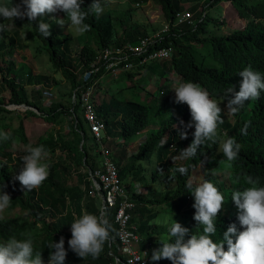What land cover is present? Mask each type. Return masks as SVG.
<instances>
[{
    "label": "trees",
    "instance_id": "16d2710c",
    "mask_svg": "<svg viewBox=\"0 0 264 264\" xmlns=\"http://www.w3.org/2000/svg\"><path fill=\"white\" fill-rule=\"evenodd\" d=\"M152 1L160 6L163 15L171 26L176 22L177 15L183 10L179 0ZM219 1L229 2L239 17L246 22V25L230 34L204 37L203 35L209 31L211 24H216L220 27V17L216 19L206 12L202 15L201 22L195 26L182 25V31L173 30L170 37L165 36L162 40L157 41L155 48L165 46H172L174 48V55L171 60L172 68L166 67L167 62H162L164 68L159 73L163 77H167L172 73L181 82L197 83L208 91L211 98H220L227 103L224 90L234 86L235 90L239 91L242 80V77L239 76L240 71L251 66L253 70L259 71L264 75V0H215V3ZM91 3L92 0H83V9L87 11V7ZM209 5L211 4H207L205 7ZM13 21L20 24L24 23L23 19H14ZM221 21L223 20L221 19ZM25 22L32 29L28 32V36L31 39L36 38L46 45L51 62L63 72L64 77L71 83L72 89L75 91L74 96L77 98L89 86L94 87L98 85L97 81L99 78L105 75H111L102 66L100 71L88 81L85 82L82 79L83 74L86 70L90 69V65L93 64L98 53L109 47L107 38L111 33V27L110 25L99 26L97 23L98 15L90 14L84 21L90 25V30L86 33L95 39L97 48L91 45H85L80 53L73 58L74 60L67 53L68 41L65 40L62 43L59 37L53 32H51L48 38H45L39 34L35 23H29L28 19ZM184 27L188 28L184 31ZM141 35L139 32L134 31L127 39L118 40L117 45H136L140 39L148 37L145 34ZM10 43L11 46L8 54L12 56L15 49V42L12 39ZM132 61L134 64L138 63L136 59ZM75 63L77 64V68L83 70L80 78L71 69L72 66H75ZM159 63L152 62L144 67L135 68L137 72L142 73V68H156ZM6 69V66L0 60V75ZM133 71L126 72L124 75H127L128 79H132L135 76ZM146 72L148 71L146 70ZM14 83V81L9 82L10 89L12 90L10 102L16 105L26 104L33 106L40 113V115H37L34 112H30L34 117L43 119L48 123H54L58 122L63 115L70 113L76 115L72 127V133L75 136L73 140L66 139L60 134H57L58 136L50 134L47 140H41L36 145H45L47 152L53 158V163L49 167L47 179L40 187L30 192L22 189L20 182L15 180V176L19 174V170L23 166L22 160L13 159L12 153L5 151L6 148L11 147L12 142L17 136H20L22 141L26 145H29L28 135L26 134L24 126L20 125L17 130L12 131L9 134L12 139L9 141H0V186H3V190L11 197L12 201L9 210L19 209L20 214H23L22 216L25 215V217L32 219L22 220L17 215H3L4 220L0 221V242L7 240L11 236L23 239L22 233L31 232L34 239V249L41 251L43 262L49 263V252L54 250H50L48 244L55 242L59 236L65 237L66 241L71 238V233H66V230L71 227L73 214L62 215L56 222L49 225L46 223L45 217L50 209H53L56 214L62 211L60 207L63 206L65 208V202L67 200L71 203L77 216L82 213V200L85 192L79 186L69 187L68 179L72 177L71 170L73 166L77 168L79 177L91 178L90 173H94L99 168L101 162V157L98 152L99 145L94 142L97 150L94 149L95 147H91L90 150L86 146L89 130L84 128L85 120L83 116L77 114L78 109L81 111L80 103L72 102L73 106L70 108H66L62 104H52L49 111L44 112L40 105L32 104L26 96L20 94L18 87ZM121 89L123 90L124 88ZM169 98L170 92L167 87H163L162 92L154 97L155 101L161 100V104L156 111L165 113V121L157 132L148 133L147 139L139 146L138 152L128 160L125 166L119 168V170L122 181L129 174L140 179L144 169L141 163L152 160V157L155 155L159 169H163V171L171 174L176 180V192L173 196L161 197L159 199L134 198L136 207L132 211L133 224L135 223V215L140 214L143 217V215L146 216L145 212H147L149 213L148 216H151L150 214L154 209L156 211L158 207L160 210L163 205H166V208L161 211L190 217L194 220V197L185 185L192 178L193 172L201 166L217 171V167L222 164V167H219L221 168V172H217L222 173V177H229L231 179L233 186L231 194L235 190H243L251 186L246 183L248 176H251L254 180L258 179L259 186H264V90L261 91L258 99H250L245 102L240 107V110L234 114L236 117L235 122L232 125L226 126L227 137L234 138L241 145L237 159L228 162L220 150L219 142L206 141L198 149L196 157L187 159L181 165L188 167V175H181L175 170L177 168L176 166L168 167L166 165L167 160H175L180 150L190 145L193 139L192 133L195 130L193 126V128L188 129L187 139L180 138L178 134V129L182 127L180 121H183L185 124L191 121L190 110L187 104H179L178 108H174L172 115L167 113L169 110ZM6 105L7 101L0 99V114L10 112V110L5 108ZM165 108L167 110H160ZM154 111L155 108L148 102H131V106L122 114L121 127L123 142L129 141L145 131L147 132L151 124L156 121L157 116H155ZM98 114L108 125V114L106 112L103 113L102 108ZM162 141L167 142L163 147L161 146ZM57 152L58 155L55 156ZM97 156L100 158V162L96 160L98 158ZM82 169H87L88 171L81 174L79 172ZM159 169L154 172L153 181H156L161 175L162 171ZM207 179L209 181L211 180L210 177ZM89 184L91 186L90 181ZM116 211L117 208L108 207L105 214L112 226V230L110 231V238L104 246V251L95 259L91 256L83 259L78 257L69 248V250H66L67 256L65 264H77L82 261L97 264H113L117 258H121L117 248H110V245L117 239V225L115 223ZM90 213L102 215V211L99 208H90ZM238 214L233 217L219 216L218 214L216 219L217 231L211 237L214 242H221L223 240V234L227 231L229 225L235 224L237 228L240 226L239 220L237 219ZM152 220L153 217H149L144 222L145 227ZM39 224L45 234L42 240L39 239L37 233ZM198 227L200 226L198 225ZM155 229L156 227L148 231L144 239V243L151 244L153 249L161 246L158 242L151 240L155 236ZM138 231H140L139 228ZM199 231L202 232V226L199 228ZM224 248L227 250L226 242ZM153 264H171V261L161 259L154 261Z\"/></svg>",
    "mask_w": 264,
    "mask_h": 264
},
{
    "label": "rangeland",
    "instance_id": "374dc122",
    "mask_svg": "<svg viewBox=\"0 0 264 264\" xmlns=\"http://www.w3.org/2000/svg\"><path fill=\"white\" fill-rule=\"evenodd\" d=\"M8 3L17 4L19 0H7ZM183 10L181 12H190L193 15L194 26L201 22L206 12L210 16L218 19L220 17V27L216 24H211L209 31L203 35L204 37H211L215 35L230 34L235 30L241 29L246 25V22L242 20L236 10L226 1H219L215 3V0H179ZM102 12L98 15L99 26L111 27V33L107 38L109 47H117V41L121 39H127L128 36L134 31L140 34H145L148 37L154 38L157 35L162 37L171 36L173 30L182 31V25L174 23L172 26L163 15L160 6L152 1L145 0H100ZM207 4H211L205 7ZM18 19V18H17ZM44 22L50 24V32L55 33L60 41H68V55L72 60L76 57L85 45H91L97 48L95 39L85 33H79L75 27L70 24L65 14L61 11L55 13L46 14L42 17ZM64 19V25L61 26L57 23V20ZM221 19L223 21H221ZM22 20V19H18ZM23 19V24L12 21L15 26L9 28L7 31L0 32V55L1 61L6 66V71L0 75V99L7 101L6 109L10 112H3L0 114L1 128L0 132L10 134L12 131L17 130L20 125H23L28 135L29 145L36 146L41 140H47L50 134L62 135L66 139L73 140L75 136L72 133L73 123L76 115L67 114L63 115L58 122L48 123L43 119H39L30 114L34 112L40 115L38 110L33 106L26 104L16 105L10 102L12 96V90L10 89L9 82L14 81V85L18 87L20 94L26 96L32 104L40 105L44 112H48L52 104H62L66 108L73 106V103H77L79 98L74 99V90L71 83L64 77L63 72L56 68L50 60L47 47L38 39H31L28 36V32L32 29L27 25ZM0 23H10L0 17ZM188 27H184V31ZM141 35V36H142ZM14 40V53L11 56L8 54V50L11 46V40ZM166 67L172 68L171 60L166 63ZM164 64L160 62L156 68L150 67L148 72L139 73L134 69L135 76L132 79H128L127 75L120 74L117 76L105 75L99 78L98 85L92 86V102L96 111L102 108V112L108 114V129L106 131V138L104 143L109 147L113 159L118 163V167L125 166L128 160L134 156L145 140L148 133L157 132L165 121V113L156 111L161 104V100L154 99L157 94H160L163 87H167L170 92V98L168 99L169 110L167 113L173 114L174 108H178L179 104L175 101V92L173 86L175 82L180 81L174 74H169L167 77H163L159 72L163 70ZM75 75L78 78L81 77L83 70L77 68V64L72 66ZM181 82V81H180ZM121 88H124L123 90ZM211 98V97H210ZM218 103L221 108V117L223 123L218 125L217 133L221 139L228 138L226 135V126L232 125L236 117L230 114L226 108V102L220 98H211ZM73 102V103H72ZM131 102H148L155 108L156 121L150 126V129L127 142H123L122 139V114L131 106ZM168 106V105H167ZM160 110H167L160 109ZM77 114L83 116V112L78 109ZM84 128L89 130L88 124H84ZM108 130L109 133H108ZM89 132V131H88ZM89 137L86 141V146L91 150V147H95L93 137L91 133H88ZM58 140V139H57ZM4 142L3 140H0ZM15 143L12 142L11 147L6 148L5 151L12 153V158L20 160L23 155L26 154V144L22 141L20 136L15 138ZM180 153V152H179ZM179 153L175 160H167L166 165L168 167L181 166L186 160L178 159ZM58 155V152L55 156ZM98 157V156H97ZM100 162V158H96ZM46 161L51 165L53 158L49 155ZM143 166V174L140 179L129 174L123 179V186L129 197L134 200L137 197H143L146 199H159L161 197L173 196L176 192V180L174 177L162 171L161 175L156 181H153V174L159 169V164L154 155L152 160L144 161L141 163ZM222 165V164H221ZM219 165L217 171H220L222 167ZM72 177L68 180V186H79L84 192L85 196L82 200L83 210H87L90 213V208H99L102 211V197L96 190L92 179L82 178L78 176V171L75 166L72 168ZM88 170L82 169L79 173L84 174ZM210 170L205 166H201L199 169L193 172L192 178L195 181L208 180L211 178V182L223 193L225 197V203L219 216L233 217L239 213V210L235 206L231 199L232 181L228 177H222L220 172ZM91 182V186L89 184ZM156 208V207H155ZM166 205H163L161 209L157 207L155 211L148 216L149 213L145 212L146 216L137 214L134 216V224L140 229L139 234L145 239L147 232L151 229H155V236L151 239L153 242H158L168 236V226L171 223V217L175 222L180 223L183 227L189 229V234H194L199 231L197 222L190 217H184L182 215H175L172 213H166ZM62 211L54 213L53 209L49 210V213L45 217L46 223L49 225L56 222L62 215L73 214V218L77 216L73 210L69 200L65 202V208L60 207ZM2 215L20 216L22 220H32L31 218L22 216L19 209L9 210L6 209ZM149 217H153L150 224L144 225ZM164 218H168L169 223L164 222ZM41 225H38L37 233L39 239L42 240L45 236L41 230ZM239 231L243 229L241 226L237 228ZM66 233H71V227L66 230ZM61 236L58 237L55 242H59ZM65 239V237H64ZM110 248H116V244L113 242ZM104 251V250H103ZM102 251V252H103ZM112 255V254H111ZM43 264H49L43 262ZM77 264H97L87 261H82ZM113 264H120L117 260Z\"/></svg>",
    "mask_w": 264,
    "mask_h": 264
},
{
    "label": "clouds",
    "instance_id": "9594fccd",
    "mask_svg": "<svg viewBox=\"0 0 264 264\" xmlns=\"http://www.w3.org/2000/svg\"><path fill=\"white\" fill-rule=\"evenodd\" d=\"M83 0H20V3H8L0 0V17L10 23H0V32L15 26L14 19L27 18L29 23H35L40 35L48 38L51 35L50 24L42 17L46 14L61 11L70 24L79 33L90 30V25L84 21L90 14L99 15L102 12L100 0H92L85 11ZM61 26L64 19L57 20ZM242 77L239 91L234 86L224 90L230 114H236L240 107L250 99H258L264 90V75L255 71L251 66L239 72ZM176 104H187L191 121L178 129L181 139L188 138V129L193 128V139L190 145L180 150L178 159L187 160L196 157L198 149L206 142H219L220 150L228 162L235 161L241 145L234 138L221 139L218 136V125L223 123L221 108L210 98L207 90L193 82H175L173 86ZM8 133L0 132V140L9 141ZM15 143V141H13ZM166 141L161 142L163 147ZM26 154L21 157L23 166L15 180L20 182L22 189L32 191L42 185L49 175L50 164L46 161L48 152L45 145H26ZM163 171V169H159ZM181 175H188L187 166L175 169ZM251 185L243 190H235L231 199L239 210L237 219L243 229L239 231L235 224L229 225L223 234L221 242H214L211 238L216 234V219L225 203L223 193L209 180L195 181L189 179L185 187L194 197V220L202 226V232L196 231L189 236V229L175 222L171 217L168 226V236L158 240L161 245L152 250V261L167 259L171 264H264V186H259V180L251 176L246 178ZM10 195L0 186V221L2 215L11 206ZM165 223L168 218H164ZM199 227V228H200ZM198 228V229H199ZM112 226L106 215H98L83 210L71 222V238L68 246L80 258L91 256L97 258L104 250L110 238ZM24 238L11 236L0 242V264H43L41 251L34 249V239L31 232L21 234ZM187 237V238H186ZM227 244V250L224 244ZM49 264H65L67 251L65 239L48 244ZM147 256V253H145Z\"/></svg>",
    "mask_w": 264,
    "mask_h": 264
},
{
    "label": "built area",
    "instance_id": "2783aa9c",
    "mask_svg": "<svg viewBox=\"0 0 264 264\" xmlns=\"http://www.w3.org/2000/svg\"><path fill=\"white\" fill-rule=\"evenodd\" d=\"M192 18L193 15L190 12H181L177 15L176 22L178 25L194 26ZM162 38V36L157 35L154 38H142L136 45L107 47L98 53L95 61L90 65V69L83 74V81L86 82L95 76L102 66L105 71H109V74L117 76L152 62L172 60L174 55L172 46L155 48L156 42ZM133 59L138 60V63L134 64ZM146 70V68H142L141 72L144 73ZM78 103H80L83 118L88 124L89 132L94 142L99 145L98 152L101 162L99 168L90 174L96 190L102 197V215L106 214L108 207L117 208L115 214L117 239L114 240V243L121 258L116 260L120 264H153L154 261L151 259L153 247L151 244L144 243V238L140 236L138 227L132 223V211L135 209L136 203L125 191L119 167L113 159L109 147L104 143L107 124L100 118L92 102V86L82 92ZM137 136L139 137L141 134ZM67 242L65 240V249L69 250Z\"/></svg>",
    "mask_w": 264,
    "mask_h": 264
}]
</instances>
